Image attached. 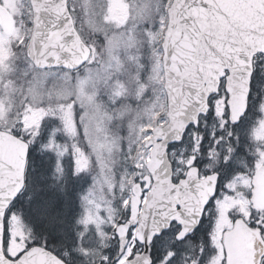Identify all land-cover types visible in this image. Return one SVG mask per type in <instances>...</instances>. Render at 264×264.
Listing matches in <instances>:
<instances>
[{
  "label": "snow or ice",
  "instance_id": "obj_1",
  "mask_svg": "<svg viewBox=\"0 0 264 264\" xmlns=\"http://www.w3.org/2000/svg\"><path fill=\"white\" fill-rule=\"evenodd\" d=\"M0 264H264V0H0Z\"/></svg>",
  "mask_w": 264,
  "mask_h": 264
}]
</instances>
